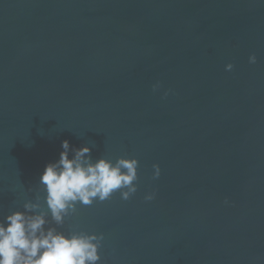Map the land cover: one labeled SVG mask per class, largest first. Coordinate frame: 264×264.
I'll return each mask as SVG.
<instances>
[{
  "label": "water",
  "instance_id": "1",
  "mask_svg": "<svg viewBox=\"0 0 264 264\" xmlns=\"http://www.w3.org/2000/svg\"><path fill=\"white\" fill-rule=\"evenodd\" d=\"M64 139L139 160L101 264H264V0H0V217Z\"/></svg>",
  "mask_w": 264,
  "mask_h": 264
},
{
  "label": "clouds",
  "instance_id": "2",
  "mask_svg": "<svg viewBox=\"0 0 264 264\" xmlns=\"http://www.w3.org/2000/svg\"><path fill=\"white\" fill-rule=\"evenodd\" d=\"M248 61L255 64L256 55H250ZM233 67L228 63L225 71ZM152 88L157 91L160 83ZM60 147L58 159L48 162L35 187L27 189L33 195L0 217V264H101L103 233L61 229L76 214L78 205L104 202L117 191L122 200H129L138 190L139 160L94 158L90 144L77 147L68 139ZM152 167L153 179L159 178V164ZM155 195L154 191L147 193L144 199L151 201Z\"/></svg>",
  "mask_w": 264,
  "mask_h": 264
}]
</instances>
